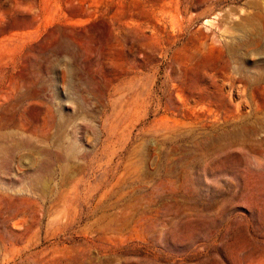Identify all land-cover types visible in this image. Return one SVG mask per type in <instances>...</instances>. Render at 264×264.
I'll return each instance as SVG.
<instances>
[{
  "label": "rangeland",
  "instance_id": "374dc122",
  "mask_svg": "<svg viewBox=\"0 0 264 264\" xmlns=\"http://www.w3.org/2000/svg\"><path fill=\"white\" fill-rule=\"evenodd\" d=\"M0 264H264V0H0Z\"/></svg>",
  "mask_w": 264,
  "mask_h": 264
},
{
  "label": "bare ground",
  "instance_id": "6f19581e",
  "mask_svg": "<svg viewBox=\"0 0 264 264\" xmlns=\"http://www.w3.org/2000/svg\"><path fill=\"white\" fill-rule=\"evenodd\" d=\"M209 21V20H208ZM210 22V21H209ZM211 25H216V24H214L213 22H212V24ZM216 26H218V25H216ZM216 26H214V27H216ZM218 28H219V26H218ZM220 29V28H219ZM234 71V70H233ZM236 71V70H235ZM234 71V72H235ZM238 72V71H237ZM245 78V77H244ZM234 81H237V80H234ZM249 84V83H248ZM72 180H74V179H72ZM58 206V205H57Z\"/></svg>",
  "mask_w": 264,
  "mask_h": 264
}]
</instances>
